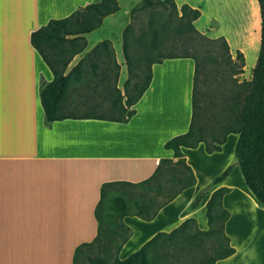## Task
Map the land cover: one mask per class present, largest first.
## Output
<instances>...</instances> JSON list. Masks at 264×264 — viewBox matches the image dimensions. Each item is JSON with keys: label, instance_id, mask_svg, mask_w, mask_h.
I'll use <instances>...</instances> for the list:
<instances>
[{"label": "crops", "instance_id": "obj_1", "mask_svg": "<svg viewBox=\"0 0 264 264\" xmlns=\"http://www.w3.org/2000/svg\"><path fill=\"white\" fill-rule=\"evenodd\" d=\"M98 1L0 0V264H73L75 248L97 234L95 207L102 183L147 179L161 159L176 160L164 143L189 129L194 76L190 57L168 58L151 65L149 86L127 122L46 120L39 94L53 76L31 45L30 34L50 19ZM174 1L178 8L183 4L195 8L201 0ZM120 2L119 11L105 16L97 29L84 35L85 50L107 39L118 60L116 46L122 54V32L129 22L115 25L113 16L121 11ZM201 19L202 12L193 24L204 33L210 25L198 28ZM199 146H204L206 153L219 151H207L204 143L191 149ZM188 150L183 151V157L195 183L182 189L149 221L124 217L131 235L119 258L138 250L157 232H169L187 219L194 220L196 229H209L206 203L214 190L225 187L222 207L229 217L223 229L234 253L214 264H254V245L236 241L229 229L249 228L254 221L251 207L259 204L247 186L229 180L231 171L218 183L214 179L223 172L201 183L187 161ZM200 193L204 197L191 205ZM128 217L142 227L158 225L123 255L135 236Z\"/></svg>", "mask_w": 264, "mask_h": 264}, {"label": "trees", "instance_id": "obj_2", "mask_svg": "<svg viewBox=\"0 0 264 264\" xmlns=\"http://www.w3.org/2000/svg\"><path fill=\"white\" fill-rule=\"evenodd\" d=\"M257 3L260 15V46L251 79L243 81L232 91L231 103L224 105L227 109L226 118L219 126L210 128L214 147L212 149L206 147V150H218L227 135L237 134L235 157L245 185L256 202L264 208V0H257ZM119 9L118 0L91 2L65 17L50 19L31 32V45L37 50L53 76L50 82L41 87L39 94L46 120L50 122L65 118H95L127 122L135 113L134 104L149 86L151 65L168 58L190 57L194 60L191 122L185 133L173 136L164 143L165 148L172 150L176 160L161 159L152 175L137 183L127 181L102 183L99 201L95 207L97 234L92 241L82 243L75 248L73 264H82L84 259L90 264H214L217 260L234 253V248L230 246L229 238L223 229V224L229 217L228 211L222 207V198L227 191L225 187L214 190L206 203L209 225L207 230L196 229L194 220L187 219L169 232H157L138 250L122 259L116 255L112 260H107L104 256H93L90 252L91 247L101 245L103 237L106 239L103 244V250H105L114 235L120 237V241L115 243V248L120 251L131 235L127 225L121 223L116 225L115 221L107 222L102 214L103 205L115 188L133 187L138 188L139 191L131 193L128 198L122 194L123 192L114 196L111 200V210L114 215L120 218L137 216L149 221L182 189L195 183L194 174L185 162L183 151L204 142L205 127L199 125L198 121L201 111L198 83L204 75L210 55L206 53V57L203 58L185 52L162 55L153 59L151 51L161 43L160 35L169 33L186 35L202 46L219 44L223 52L227 53V59L231 58L228 43L223 36L210 38L195 28L193 22L201 15L198 8L188 4L178 8L174 0H140L131 8L130 17L140 11H148L147 30L151 33V42L144 48L142 54L134 58L129 52L131 46L129 34L132 25L128 23L122 32V54L127 74L129 77L132 75L136 80L130 83L128 77L123 86V93L118 87L111 88L108 85L104 87L107 94L113 96L108 115H94L93 112L74 114L68 111L66 103L71 84L80 82L83 78L84 62L87 61L90 64L92 76L98 75L97 69L101 64L105 66L99 73L102 81L109 77L106 66L110 62H113L115 66H118V63L114 58L111 42L105 39L88 50L69 70L68 65L74 56L85 50L87 42L84 35L97 29L105 16ZM235 56L236 60H239L236 68L240 70L244 65L243 54L236 51ZM234 66L231 65L230 68L234 70ZM133 67L137 69V72H133ZM166 169L169 170L170 178L162 181L161 178ZM229 171L230 167L216 177L214 182H220ZM166 183L169 184L167 189L164 188ZM148 190L155 191L157 197L163 200H155L149 195ZM203 197V193L198 194L191 205H196ZM110 217L113 218V215L111 214Z\"/></svg>", "mask_w": 264, "mask_h": 264}, {"label": "rangeland", "instance_id": "obj_3", "mask_svg": "<svg viewBox=\"0 0 264 264\" xmlns=\"http://www.w3.org/2000/svg\"><path fill=\"white\" fill-rule=\"evenodd\" d=\"M140 0H121V11L113 16L116 21L115 25L127 21L132 25V30L129 34L130 41V54L135 58L142 54L144 48L151 42V33L147 30L148 11H140L133 17L129 18L130 8L133 7ZM180 0H177V3ZM252 5V6H251ZM202 12V19L200 20V26H209L210 28L204 32L210 38H216L223 36L229 46V53L231 58L227 59V53L223 52V49L219 44L199 45L197 41L189 38L186 35H175L169 33L166 35H160L161 43L158 47L151 51V57L157 59L162 55L169 54H182L190 53L205 58L206 53L210 55L206 62V70L204 75L200 78L198 83V89L200 91V119L199 125L205 127L203 133V139L206 147L212 149L214 147L212 137L210 134V128L216 125L219 126L221 122L226 118L227 109L224 108L225 104L231 103V93L234 89L241 85L243 81L251 79L252 69L256 63L260 46V15L259 7L256 0H201L197 7ZM95 35V34H94ZM141 37V38H140ZM138 39V41H137ZM84 50L82 53L74 56L68 68L75 65L80 58L87 52ZM236 51H240L243 54L244 61L240 70H237L239 60H236ZM114 53V52H113ZM118 66H115L113 62H110L106 66L109 77L102 81L100 78V71L105 67L100 65L98 67L97 76L91 75V66L87 61L84 62V75L80 82H74L71 84L69 91L68 102L66 103L69 108L68 111L81 115L87 112H93L94 115L105 114L110 112V101L112 95L107 94L104 90L105 86L111 88L118 87L123 93V86L129 77L127 74V68L123 55L121 54L120 46H116ZM222 56V59H220ZM114 58L115 53H114ZM135 61V60H134ZM136 61L134 62L135 66ZM235 65L234 70L230 67ZM145 65L143 66V70ZM133 72H137V69L133 67ZM117 73V74H116ZM140 74H142L140 72ZM136 79L131 75L128 78L130 83H133ZM237 134L231 133L226 136V139L220 144L219 151L206 153L204 146H199L196 149H191L186 152L188 163L195 168L197 176L201 179V183L205 182L206 177H213L217 174H221L224 166L227 164L231 168L230 179L233 182L242 184L246 187L244 179L241 183L242 172L238 166L237 159L235 157V146L237 143ZM210 152V151H209ZM233 162V163H232ZM235 164V167H233ZM170 178L169 170H165L162 181ZM168 183L164 184V188L167 189ZM118 188V187H117ZM139 191L138 188L133 187H121L113 190L109 197L106 199L102 214L107 222L115 221L116 225L125 224L124 218H120L114 215L111 206L112 198L118 194H122L128 198L131 193ZM149 195L153 196L155 200H163L161 197H157L155 191H149ZM132 209L131 203H129ZM252 217L254 218L252 224L247 229H229L231 235H234L236 241L246 242L253 244L257 253L254 264H264V208L257 205L251 207ZM113 215V218L110 215ZM127 221L132 222L130 217L126 218ZM137 221V220H136ZM114 223V222H113ZM135 236L123 251V255H126L137 243L143 240L151 231L154 230L158 223L142 227L134 222L131 224ZM233 232V233H232ZM114 239V240H113ZM110 244L106 245V249L103 250V244L106 239L103 237L101 245H95L91 247V254L93 256H104L107 260H112L114 256H119V251L115 248V243L120 241V237L113 236ZM258 246V248H257ZM262 248V249H260ZM260 249V250H259ZM244 263L248 261L243 260ZM82 264H90L84 259Z\"/></svg>", "mask_w": 264, "mask_h": 264}]
</instances>
